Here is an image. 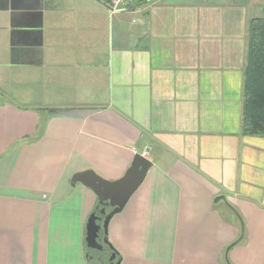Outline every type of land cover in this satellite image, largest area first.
I'll return each instance as SVG.
<instances>
[{
	"label": "crops",
	"instance_id": "0c3cea01",
	"mask_svg": "<svg viewBox=\"0 0 264 264\" xmlns=\"http://www.w3.org/2000/svg\"><path fill=\"white\" fill-rule=\"evenodd\" d=\"M263 7L0 0V264H95L97 197L71 180L116 181L145 150L152 165L108 224L120 264H264V137L242 133Z\"/></svg>",
	"mask_w": 264,
	"mask_h": 264
},
{
	"label": "water",
	"instance_id": "95a60500",
	"mask_svg": "<svg viewBox=\"0 0 264 264\" xmlns=\"http://www.w3.org/2000/svg\"><path fill=\"white\" fill-rule=\"evenodd\" d=\"M144 152L147 154V150ZM143 153L134 156L131 166L116 181H106L92 171L77 173L71 180L72 187L77 183L82 184L91 189L97 197V205L87 224L88 235L86 240L90 262L98 264V261L94 258V252L96 251L97 254L99 253L98 256L103 257L102 264H120V260H116L115 262V256L112 253V249L114 248L107 240L108 224L114 215L124 209L130 198L144 181L152 165ZM224 199L223 196H219L214 202ZM243 229L244 226L241 224V230L243 231ZM102 244L107 245L108 249L104 250ZM228 250L229 247L227 252Z\"/></svg>",
	"mask_w": 264,
	"mask_h": 264
},
{
	"label": "trees",
	"instance_id": "16d2710c",
	"mask_svg": "<svg viewBox=\"0 0 264 264\" xmlns=\"http://www.w3.org/2000/svg\"><path fill=\"white\" fill-rule=\"evenodd\" d=\"M242 133L264 137V7L262 16L251 19L248 24L247 59L243 81ZM243 236L244 230H241L240 240ZM104 247L108 249L107 245ZM112 250L116 260H120L118 253Z\"/></svg>",
	"mask_w": 264,
	"mask_h": 264
},
{
	"label": "built area",
	"instance_id": "2783aa9c",
	"mask_svg": "<svg viewBox=\"0 0 264 264\" xmlns=\"http://www.w3.org/2000/svg\"><path fill=\"white\" fill-rule=\"evenodd\" d=\"M145 1L147 0H108V6L110 11L114 13L134 4H140ZM143 154L145 155V157L147 156L145 152Z\"/></svg>",
	"mask_w": 264,
	"mask_h": 264
},
{
	"label": "rangeland",
	"instance_id": "374dc122",
	"mask_svg": "<svg viewBox=\"0 0 264 264\" xmlns=\"http://www.w3.org/2000/svg\"><path fill=\"white\" fill-rule=\"evenodd\" d=\"M5 92H7V93H5ZM15 92V91H14ZM3 93L4 94H1L2 95V99H4V100H8V101H16L17 103H18V105H26L25 104V102H24V100H21V99H19V98H16L15 96H11L9 93H10V91H9V88H4L3 89ZM103 247H104V245H103ZM105 249H106V247H104ZM107 250V249H106ZM99 254V253H98ZM115 262H116V258H115Z\"/></svg>",
	"mask_w": 264,
	"mask_h": 264
},
{
	"label": "flooded vegetation",
	"instance_id": "af4514ba",
	"mask_svg": "<svg viewBox=\"0 0 264 264\" xmlns=\"http://www.w3.org/2000/svg\"><path fill=\"white\" fill-rule=\"evenodd\" d=\"M102 248H104L103 244H102ZM104 250H105V248H104ZM94 258L98 261V264H102L103 263V261H102L103 257H101L100 255L98 256L96 251L94 252Z\"/></svg>",
	"mask_w": 264,
	"mask_h": 264
}]
</instances>
